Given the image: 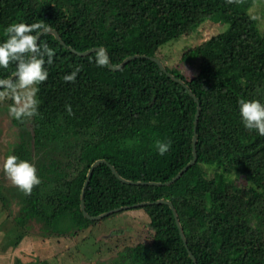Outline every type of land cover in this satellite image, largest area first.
Instances as JSON below:
<instances>
[{
	"label": "trees",
	"instance_id": "obj_1",
	"mask_svg": "<svg viewBox=\"0 0 264 264\" xmlns=\"http://www.w3.org/2000/svg\"><path fill=\"white\" fill-rule=\"evenodd\" d=\"M255 7L261 12L253 17ZM213 16L229 29L184 52L192 75L160 59L163 70L151 59ZM261 19L264 0H0V42L7 39L4 29L18 22L43 23L60 36L43 33L38 39L55 56L45 64L48 78L35 85L36 114H10L22 89L5 110L17 132L6 157L30 161L41 181L30 194L12 191L20 208L14 224L24 227L25 217L43 232H82L99 224L84 215L81 195L90 166L104 160L89 179L85 209L96 217L143 203L136 208L146 212L154 235L138 264H264V136L244 127L238 105L242 98L264 103ZM95 48H104L113 66L141 57L112 70L96 64L97 51L76 53ZM77 66L76 80L66 82L64 75ZM15 67L10 61L0 68V78L16 82ZM189 91L200 104L197 125V102ZM7 93L0 87V96ZM195 134L194 165L172 184H144L171 181L193 160ZM157 141L171 142L164 155ZM112 166L141 184L122 182ZM209 168L214 174L205 176ZM0 198L8 209L2 192ZM161 199L174 205L177 217L167 203H155ZM113 264H132L130 249Z\"/></svg>",
	"mask_w": 264,
	"mask_h": 264
},
{
	"label": "rangeland",
	"instance_id": "obj_2",
	"mask_svg": "<svg viewBox=\"0 0 264 264\" xmlns=\"http://www.w3.org/2000/svg\"><path fill=\"white\" fill-rule=\"evenodd\" d=\"M258 9L259 7L252 8L253 17L258 11L260 14ZM261 22L264 24V19ZM228 29V23L213 16L205 20L191 35H182L161 46L158 56L167 61L169 66H178L185 75L190 76L193 68L182 62L184 52ZM167 56L170 59L167 60ZM12 95L13 93H7L6 98L0 96V101L6 102L3 105L4 111L0 110V192L10 203L6 209L0 198V264H113L117 255L128 249L132 264L145 261L149 254L148 247L153 242L154 231L151 230L148 215L143 209L119 211L82 232L74 229L61 230L62 228L45 231L42 228L43 232L39 223L25 217L22 221L24 227L18 228L14 224L20 208L12 191L18 186L11 182L3 169L4 159L17 133L9 127L11 118L7 114ZM208 173L212 174L213 170L205 169V176ZM231 178L234 179L235 176Z\"/></svg>",
	"mask_w": 264,
	"mask_h": 264
},
{
	"label": "clouds",
	"instance_id": "obj_3",
	"mask_svg": "<svg viewBox=\"0 0 264 264\" xmlns=\"http://www.w3.org/2000/svg\"><path fill=\"white\" fill-rule=\"evenodd\" d=\"M48 30V26L43 23L27 24L24 22L12 23L4 29L7 39L0 42V68H7L10 61L14 62L16 65L14 70L16 82L11 78H0V87L11 91L13 94H16L18 89L24 90L23 96L15 95V100L19 106L10 108V114L17 119L32 116L37 112L36 93L39 89L35 85L48 78L49 73L45 64L51 65L55 56L53 48L48 47L46 43H38L40 33ZM108 59L104 48L97 50L95 56L97 65H106ZM80 71L81 67L77 66L73 71L65 74L63 79L66 82H74ZM21 100H23L22 104L20 103ZM238 105L240 120L244 127L255 129L264 136V103L255 99L242 98L238 101ZM67 111L71 114L70 105L67 106ZM170 146L171 142H156L157 151L160 155H164ZM3 169L11 182L25 194H30L33 186L41 182L35 165L14 154H10L4 159Z\"/></svg>",
	"mask_w": 264,
	"mask_h": 264
},
{
	"label": "water",
	"instance_id": "obj_4",
	"mask_svg": "<svg viewBox=\"0 0 264 264\" xmlns=\"http://www.w3.org/2000/svg\"><path fill=\"white\" fill-rule=\"evenodd\" d=\"M43 33H51V34H54L56 36V38H58L60 40V36L58 35V33L55 31V30H51L49 29L48 31L44 32L42 31L39 35V37L43 34ZM98 49L100 48H95V49H92V50H89V51H86V52H83V53H78L76 52L78 55L80 56H84V55H87V54H90L91 52L93 51H97ZM107 53V52H106ZM108 55V53H107ZM141 56H138V55H134V56H131V57H128L126 58L119 66H113L110 62V60L108 59V64H109V67L112 69V70H120L121 68H123L126 63H128L129 61L135 59V58H139ZM108 58H109V55H108ZM153 61L157 62V64L163 69V70H166V67L164 65V63L157 57H153L151 58ZM177 81H179L180 83L183 84V82H181L180 80L176 79ZM187 88V87H186ZM189 93L194 97V99L196 100L197 102V113H196V118H195V124L197 125L198 123V119H199V115H200V104L198 103V100L196 99L195 95L189 91ZM196 128V127H195ZM196 142H197V137H196V134L194 135L193 137V153H194V158L193 160H191L171 181H168L166 183H144V184H149V185H162V184H166V185H169V184H172L174 183L175 181H177L181 176L182 174L188 170V168L192 165H194V163H196L197 161V151H196ZM104 160H98L96 161L93 165H91L90 167V170L88 171V174H87V178H86V181H85V184H84V187H83V191H82V195H81V209L84 213L85 216H87L88 218H90L91 220H101L103 219L104 217L112 214V213H115V212H119V211H122V210H125V209H132V208H136V207H139L140 205H142L143 203L141 204H136V205H132V206H127V207H121V208H117L113 211H110L108 213H105L103 215H100V216H96V217H91L88 215V213L86 212V209H85V203H84V196H85V190H86V187L88 185V182H89V179L93 173V170L96 168L97 165H99L100 163H103ZM113 173L117 176V178L119 180H121L122 182H125V183H129V184H141L140 182H132V181H129V180H126L124 178H122L118 172L115 170V168L112 166L111 167ZM155 203H167L168 205L171 206V208L174 210V215L177 217V213H176V209L174 207V205L170 202V201H166V200H158L156 201ZM177 224H178V229H180V234L182 236L183 239H185V235L183 233V230L181 229V226H180V222L178 221L177 219ZM186 241V239H185ZM192 258L194 259V262L196 263V259L195 257L191 254Z\"/></svg>",
	"mask_w": 264,
	"mask_h": 264
}]
</instances>
